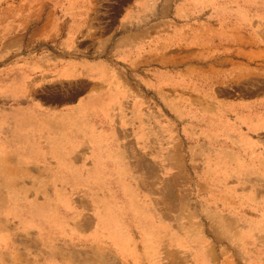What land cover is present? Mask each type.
I'll return each instance as SVG.
<instances>
[{
	"label": "rangeland",
	"instance_id": "rangeland-1",
	"mask_svg": "<svg viewBox=\"0 0 264 264\" xmlns=\"http://www.w3.org/2000/svg\"><path fill=\"white\" fill-rule=\"evenodd\" d=\"M0 264H264V0H0Z\"/></svg>",
	"mask_w": 264,
	"mask_h": 264
},
{
	"label": "crops",
	"instance_id": "crops-1",
	"mask_svg": "<svg viewBox=\"0 0 264 264\" xmlns=\"http://www.w3.org/2000/svg\"><path fill=\"white\" fill-rule=\"evenodd\" d=\"M87 28H88V26H86L84 30L83 29L82 30L80 29L78 31V35L80 34L79 37H78V40H77V44L78 45L80 43L79 41L81 39V36L85 33V31H86ZM81 32H82V34H81ZM106 43L107 42H104L103 44H106ZM116 43L113 42L112 44H116ZM106 46H108V44L105 45L104 47H106ZM123 48H124L123 46H120L118 48L117 52L122 51V53H123L124 52L123 51ZM104 66H105V64L102 61H99V62H91L90 59H87V60H84V62L82 64H79L78 63V65H77V68H78L77 71L80 70L79 69V67H80V68H82V75H84V77L85 76L91 77V76H94L96 74L97 68L104 67Z\"/></svg>",
	"mask_w": 264,
	"mask_h": 264
}]
</instances>
